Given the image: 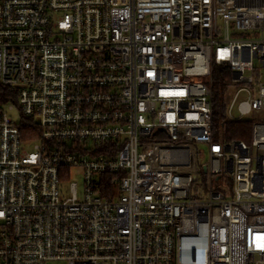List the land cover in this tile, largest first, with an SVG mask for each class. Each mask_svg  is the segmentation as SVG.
Returning <instances> with one entry per match:
<instances>
[{
  "label": "built area",
  "instance_id": "obj_1",
  "mask_svg": "<svg viewBox=\"0 0 264 264\" xmlns=\"http://www.w3.org/2000/svg\"><path fill=\"white\" fill-rule=\"evenodd\" d=\"M262 70L264 0H0V264H264Z\"/></svg>",
  "mask_w": 264,
  "mask_h": 264
},
{
  "label": "trees",
  "instance_id": "obj_2",
  "mask_svg": "<svg viewBox=\"0 0 264 264\" xmlns=\"http://www.w3.org/2000/svg\"><path fill=\"white\" fill-rule=\"evenodd\" d=\"M229 71L226 67H215L212 77V109H213V133L217 140L222 138L226 140H245L250 138V121H232L224 117V93L229 81ZM14 91L6 88H0V103L12 102L15 103ZM36 126L31 120L26 117L20 119L18 128L22 139H31L36 130ZM61 170V169H60Z\"/></svg>",
  "mask_w": 264,
  "mask_h": 264
},
{
  "label": "rangeland",
  "instance_id": "obj_3",
  "mask_svg": "<svg viewBox=\"0 0 264 264\" xmlns=\"http://www.w3.org/2000/svg\"><path fill=\"white\" fill-rule=\"evenodd\" d=\"M240 38H242V37H240ZM259 76H260L261 80H264V70L259 72ZM244 99H245L244 94H241L239 96V100H244ZM9 105H11L13 107L12 110H8ZM0 107H1V109H3L7 113V115L14 122L19 124L21 116H20L19 110H18L15 103H12V102L1 103ZM231 113L233 116H239V112H238L235 105H234ZM71 182L75 183V185L77 186L78 195L80 196L82 183H83L82 174L80 173V171H72L70 173L69 180L66 182L65 187H64L65 190H67V187ZM46 264H65V262L64 261H48V262H46Z\"/></svg>",
  "mask_w": 264,
  "mask_h": 264
},
{
  "label": "bare ground",
  "instance_id": "obj_4",
  "mask_svg": "<svg viewBox=\"0 0 264 264\" xmlns=\"http://www.w3.org/2000/svg\"><path fill=\"white\" fill-rule=\"evenodd\" d=\"M185 246V242H182V247H184Z\"/></svg>",
  "mask_w": 264,
  "mask_h": 264
}]
</instances>
